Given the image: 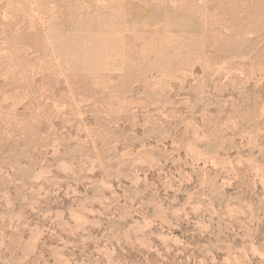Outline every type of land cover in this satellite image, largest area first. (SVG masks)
<instances>
[{
    "label": "rangeland",
    "instance_id": "374dc122",
    "mask_svg": "<svg viewBox=\"0 0 264 264\" xmlns=\"http://www.w3.org/2000/svg\"><path fill=\"white\" fill-rule=\"evenodd\" d=\"M0 264H264V0H0Z\"/></svg>",
    "mask_w": 264,
    "mask_h": 264
}]
</instances>
